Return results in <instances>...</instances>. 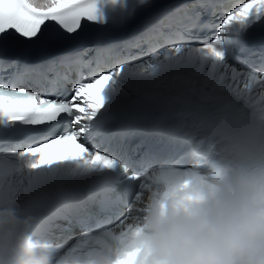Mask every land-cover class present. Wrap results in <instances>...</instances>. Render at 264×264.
I'll list each match as a JSON object with an SVG mask.
<instances>
[{"label":"snow or ice","instance_id":"6c2138e0","mask_svg":"<svg viewBox=\"0 0 264 264\" xmlns=\"http://www.w3.org/2000/svg\"><path fill=\"white\" fill-rule=\"evenodd\" d=\"M212 29L210 39L190 42L193 31ZM261 30L264 0H175L164 7L160 0H0V133H24L4 155L27 160L30 170L75 160L108 180L102 213L82 237L96 243L79 247L78 240L71 254L106 253L130 224L121 211L127 206L130 213L142 198L137 183L145 188L142 177L162 159L133 157L128 150L124 121L133 90L173 71L210 103L235 98L245 104L244 95L225 83L226 74L243 77L244 89L264 84V46L248 48V37ZM237 50L248 52L244 61L234 56ZM145 57L151 61L146 69ZM197 61L223 71L219 78L193 73ZM180 114L190 120L197 112ZM41 128L45 136L38 135ZM101 227L105 231L93 237Z\"/></svg>","mask_w":264,"mask_h":264},{"label":"clouds","instance_id":"9594fccd","mask_svg":"<svg viewBox=\"0 0 264 264\" xmlns=\"http://www.w3.org/2000/svg\"><path fill=\"white\" fill-rule=\"evenodd\" d=\"M244 106L246 125L227 106L190 119L198 143L189 166L146 174L143 207L103 255H59L6 197L0 264H264V105ZM9 167L0 161V171Z\"/></svg>","mask_w":264,"mask_h":264},{"label":"bare ground","instance_id":"6f19581e","mask_svg":"<svg viewBox=\"0 0 264 264\" xmlns=\"http://www.w3.org/2000/svg\"><path fill=\"white\" fill-rule=\"evenodd\" d=\"M149 63H151V61H148L147 64H145V66H147ZM209 72H211V71H209ZM232 75H233L232 73L227 74L228 77L226 76V79H225V83L226 84H229L230 83L228 81V78H232ZM244 81H245L244 78L243 77H240V80L236 81L237 84L235 86V89L238 90V91H242V92L247 91L248 89L244 90V87L243 86L242 87H239V84H241ZM261 92L264 93V87L261 88V89L255 88V90L253 92V95L256 96L257 99L259 100L260 98H262L264 96V94L261 95ZM20 186H21V183H20L19 177H16L15 182H14V185H13V188L16 190V189H19Z\"/></svg>","mask_w":264,"mask_h":264},{"label":"rangeland","instance_id":"374dc122","mask_svg":"<svg viewBox=\"0 0 264 264\" xmlns=\"http://www.w3.org/2000/svg\"><path fill=\"white\" fill-rule=\"evenodd\" d=\"M231 77V76H230ZM239 80H240V78H239ZM230 84V83H229ZM14 191H16L15 189H14Z\"/></svg>","mask_w":264,"mask_h":264}]
</instances>
